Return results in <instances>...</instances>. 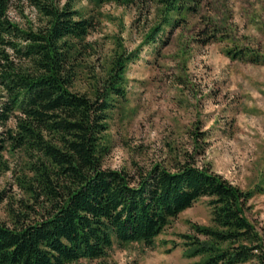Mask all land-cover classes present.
Listing matches in <instances>:
<instances>
[{"label":"trees","instance_id":"16d2710c","mask_svg":"<svg viewBox=\"0 0 264 264\" xmlns=\"http://www.w3.org/2000/svg\"><path fill=\"white\" fill-rule=\"evenodd\" d=\"M0 0V172L5 152L21 155L17 184L28 202L0 221V264H78L107 257L116 244L154 247L181 212L208 199L210 224L189 220L179 233L196 264H264V234L248 215L258 190H245L200 163L206 132L169 165L134 172L104 165L111 112L127 97V67L142 47L123 49L97 72L89 35L98 8L134 7L155 22L148 44L166 43L202 0ZM37 21L26 15V7ZM15 11L21 20H17ZM216 32L202 31L204 41ZM232 57L264 64V53L231 47ZM85 82L84 89L78 85ZM6 197L0 190V204ZM177 245V242H173Z\"/></svg>","mask_w":264,"mask_h":264},{"label":"rangeland","instance_id":"374dc122","mask_svg":"<svg viewBox=\"0 0 264 264\" xmlns=\"http://www.w3.org/2000/svg\"><path fill=\"white\" fill-rule=\"evenodd\" d=\"M98 10V28L88 37L97 72L115 53L142 47L127 67V97L111 112L104 165L130 172L154 163L169 165L191 148L195 130L206 132L199 162L245 190H258L248 215L264 234V64L228 53L231 47L264 53V0H202L168 42L155 45L145 43L153 15L116 3ZM25 12L37 21L33 8ZM13 15L21 20L15 11ZM204 29L217 31L216 38L204 41ZM78 87L84 89L85 82ZM5 159L10 169L0 172V190L6 193L0 221L10 223V207L20 209V201L28 202V197L16 182L21 155L6 151ZM207 201L202 198L181 212L154 247L116 244L107 257L78 264H196L200 257L186 254L179 233L192 232L189 220L210 224Z\"/></svg>","mask_w":264,"mask_h":264}]
</instances>
